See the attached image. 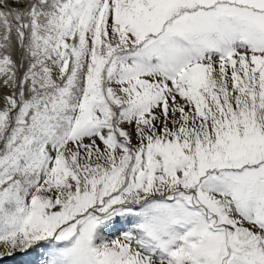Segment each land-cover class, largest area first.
I'll use <instances>...</instances> for the list:
<instances>
[{
  "label": "snow or ice",
  "instance_id": "6c2138e0",
  "mask_svg": "<svg viewBox=\"0 0 264 264\" xmlns=\"http://www.w3.org/2000/svg\"><path fill=\"white\" fill-rule=\"evenodd\" d=\"M0 264H264V0H0Z\"/></svg>",
  "mask_w": 264,
  "mask_h": 264
}]
</instances>
